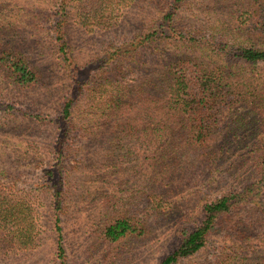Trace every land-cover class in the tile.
<instances>
[{"label": "trees", "instance_id": "trees-1", "mask_svg": "<svg viewBox=\"0 0 264 264\" xmlns=\"http://www.w3.org/2000/svg\"><path fill=\"white\" fill-rule=\"evenodd\" d=\"M229 1L234 8L229 22L201 31L182 26L185 0H174L152 18L148 31L120 45L109 44L85 65L90 74L78 82V96L67 99L56 120V163L44 168L37 186L51 196L60 258L65 239L58 210L68 201L65 186L71 175L63 165L69 150L65 143L85 133L87 143L94 144L92 153H105L106 171L123 174L113 192L102 196L110 214L92 236L94 247L104 245L103 259L115 244L148 235L153 222L173 216L179 244L157 264H179L195 255L223 218L229 219V234L234 232L229 235V262L223 264H264V232L259 234L264 228V0ZM132 2L47 0L37 5L0 0V76L22 89L39 81V66L13 41L19 25L26 23L23 15L39 21L44 13L52 19L48 27L55 45L75 72L66 37L69 21L88 29L109 28ZM146 56L150 69L139 74L148 63L142 60ZM136 70L132 81L125 80L127 72ZM91 71H97L95 79ZM91 79L96 82L92 89L100 90L105 100L87 118L76 117L74 103ZM227 158L231 180L225 191L211 200L201 197L198 209L184 211L182 185L190 190L193 174L213 172ZM127 175L138 186H130ZM33 202L14 186L0 188L3 248L39 245L41 225Z\"/></svg>", "mask_w": 264, "mask_h": 264}, {"label": "rangeland", "instance_id": "rangeland-1", "mask_svg": "<svg viewBox=\"0 0 264 264\" xmlns=\"http://www.w3.org/2000/svg\"><path fill=\"white\" fill-rule=\"evenodd\" d=\"M27 1L38 5L47 0H23ZM173 2L133 0L120 9L117 22L104 29H88L71 19L66 37L75 72L67 68L55 45L48 27L52 19L44 13H41L39 21L34 16H22L26 23L19 25L13 41L32 56L41 74L39 81L27 89L18 88L0 76V143L7 142L0 147V188L7 190L14 186L18 193L27 194L34 201L35 214L41 225V241L28 250L7 249L0 245V264H157L179 244L178 226L171 216L153 222L148 235L113 244L109 257L102 258L104 245L94 247L92 236L98 224L110 214L102 196L113 192L114 182L123 174L121 170L115 176L106 171L105 153L97 149L100 153L93 154L94 144H88L85 133L76 135L75 141L69 139L65 143L69 150L63 165L65 170H71V175L65 186L68 201L58 210L65 239L62 258L58 256V232L51 196L47 191L37 189L44 168L56 163L52 151L58 135L56 120L67 99L78 96V82L90 74L89 66L85 65L109 44L120 45L132 36L148 31L152 18ZM233 9L229 0H185L180 10L182 26L209 31L207 26L211 24L229 22V13ZM145 59L148 63L142 64L139 74L146 68L150 69V57H142ZM136 72H127L125 80L132 81ZM91 73L95 74V79L97 71ZM94 83L91 79L74 103L76 117L87 118L88 111L95 110L104 102L105 97L101 96L100 90L92 89ZM223 136L221 132L219 137ZM230 162L231 158H227L222 167L213 172H199L201 176L193 174L188 180V188L191 189L185 191L182 185L186 199L180 202V207L184 211L198 209L201 197L211 200L224 192L231 180L230 170H227ZM127 178L132 182L130 186H138L132 175H127ZM217 227L205 247L179 264H223L225 259L229 262V235L234 232L229 234V219L226 218L220 220ZM263 232L264 228L259 234Z\"/></svg>", "mask_w": 264, "mask_h": 264}]
</instances>
